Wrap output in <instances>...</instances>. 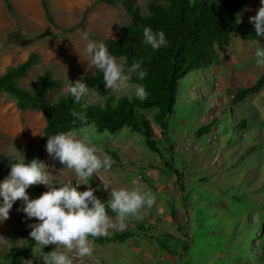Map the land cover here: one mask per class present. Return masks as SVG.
Wrapping results in <instances>:
<instances>
[{
    "label": "rangeland",
    "instance_id": "1",
    "mask_svg": "<svg viewBox=\"0 0 264 264\" xmlns=\"http://www.w3.org/2000/svg\"><path fill=\"white\" fill-rule=\"evenodd\" d=\"M9 1L13 17L0 0V74L23 62L30 52L38 53L39 64L19 81L26 88L33 86L43 68L68 82L91 75L94 68H88L87 57L81 52V33L87 31L101 42L114 38L117 28L128 22L119 5L97 0H46L56 28L46 22L39 0ZM136 3L144 9L143 0ZM259 7V0L247 2L239 21L249 20ZM78 25L80 29L62 33L64 28ZM257 46L264 47V36L247 41L232 35L228 47H216L221 65L193 71L182 79L169 117L170 152L152 121L159 154L149 152L142 137L128 128L115 134L98 133L92 125L72 130L76 138L95 146L101 158L104 154L111 158L112 168L93 174L95 196L107 202L111 190L126 188L151 191L155 202L129 216L123 228H111L103 236L130 232L133 236L122 243L98 244L89 239L92 254L86 257L61 245H48L49 252H63L73 264H264V87L244 101L232 103L234 91L253 84L262 72L264 65L255 64ZM115 60L122 65L120 59ZM104 89L115 98L136 97L134 89ZM65 90L66 86L61 93ZM102 102L99 94L87 92L86 104ZM152 113L145 111L148 119ZM241 119L245 128L239 127ZM44 124L39 110L20 112L12 99L1 94L0 156H14L15 150L23 156L33 152L49 166V187L68 184L79 191L91 187L71 170L62 171L63 166L47 155L45 144H40ZM208 124L211 130L198 137V129ZM231 127H236L235 133ZM250 148L254 150L247 154ZM171 158L182 172L183 193L163 164V159ZM6 176L0 167V180ZM41 188L37 192L30 185L26 193L34 199L48 191L47 186ZM16 202L22 206L20 200ZM18 207L13 203L8 218L0 221V255L12 245H20L31 231L28 225L36 222L17 211ZM108 215L116 223L115 213ZM133 221L141 223L145 233ZM180 226L182 232L177 229ZM156 239L167 249L159 247ZM183 243L188 244L186 251H181ZM35 252L40 255L39 247Z\"/></svg>",
    "mask_w": 264,
    "mask_h": 264
},
{
    "label": "trees",
    "instance_id": "2",
    "mask_svg": "<svg viewBox=\"0 0 264 264\" xmlns=\"http://www.w3.org/2000/svg\"><path fill=\"white\" fill-rule=\"evenodd\" d=\"M143 1L144 9L136 3V0H97L98 3L108 6L119 5L127 15L128 22L117 28L115 37L103 39L101 42L107 46L109 53L115 59L122 61L125 69L130 67L134 60L141 63L147 75L143 80H138L133 73L130 76V82L144 87L147 92L145 99L115 98L104 89L102 74L95 69L91 75L81 80L87 85L89 93L100 95L103 100L102 104H86L87 93L78 103H74L67 93V81L54 77L51 70L47 68L42 69L40 77L31 88L23 87L19 85V81L26 78L30 70L40 62V56L36 52H30L23 62L5 68L0 74V95L4 94L12 99L16 109L20 112L39 110L41 113L45 124L40 144H45L47 137L55 133L71 132L90 125L98 133L108 132L110 134H115L122 128H128L130 132L142 137L149 152L159 154L153 135L152 121L156 124L159 135L167 144L170 152L172 143L168 136L169 117L177 102L182 79L193 71L221 65L216 47H228L232 35H238L247 41L259 38L255 36L249 20L239 21L245 4L253 0ZM1 2L7 13L13 17L10 1L1 0ZM39 2L46 22L57 28L47 1L39 0ZM145 26L153 31H163L168 41L167 47L153 51L150 46L144 44L142 29ZM80 28L81 25L64 28L62 33H72ZM89 37L93 39L92 36L89 35ZM64 86L66 90L61 93ZM263 87L264 66L253 84L234 91L232 103L244 101L248 96L257 94ZM72 111L83 112L87 117L86 124H81L79 121L74 122V118L70 115ZM145 111H153L150 119L147 118ZM238 124L240 128L246 126L244 119H241ZM209 130H211V124L200 127L196 135L203 137ZM235 130L236 127H231V132L235 133ZM253 150V148L248 149L247 154ZM108 153L116 157L114 153ZM13 157L10 154L0 156V167L7 174ZM23 157L25 162L36 159L33 152L26 153ZM163 164L174 176L180 193H183L185 186L182 172L173 166L172 158L169 161L163 159ZM112 167L113 165L110 168ZM86 181L95 189L93 175ZM31 187L41 192V185H31ZM14 204L22 207L16 201ZM106 211L112 214L107 207ZM133 223L137 229L142 230L143 228L144 233L147 230L141 223L137 221ZM177 229L183 231L181 226ZM28 233L29 231L26 232L20 245H12L5 255H0V264H23V261L28 259L32 260V264H44V257L49 253V246H45L42 250L39 248L40 255L37 256L35 242ZM132 236L130 232L124 231L112 237L98 236L88 237V239L98 244L122 243ZM144 236L147 235L144 234ZM156 242L163 250L167 249L160 240L156 239ZM187 247L188 244L183 243L181 251H186Z\"/></svg>",
    "mask_w": 264,
    "mask_h": 264
},
{
    "label": "clouds",
    "instance_id": "3",
    "mask_svg": "<svg viewBox=\"0 0 264 264\" xmlns=\"http://www.w3.org/2000/svg\"><path fill=\"white\" fill-rule=\"evenodd\" d=\"M260 7L254 16L249 18L255 36H264V0H259ZM83 44L81 52L87 57L88 68H94L102 74L106 89L129 91L140 100L147 96V92L140 84L130 83L131 74L138 80H143L147 71L139 61H133L125 69L116 63L109 53L107 46L89 37V33L80 35ZM142 42L153 51L167 47L168 41L163 31H153L150 27H143ZM255 64L264 65V47L257 46L254 52ZM88 92L83 80L73 83L67 81V93L74 103ZM75 121L86 124L87 117L83 112H70ZM45 151L53 160L71 170L82 181L88 180L100 169L111 167V158L104 154L103 158L97 154L95 146H90L83 139L76 138L72 132H58L47 137ZM7 176L0 180V221L8 218L9 210L15 201L20 200L22 207L17 211L26 218H35L36 222L29 224L28 235L41 250L48 245H61L68 251L75 249V255L86 257L92 254L88 237H98L107 234L114 227L123 228L129 216L136 215L142 208H151L155 196L151 191L128 190L119 188L111 190L107 202L101 201L93 193L96 189L86 187L79 191L78 187L68 184L59 187H49L50 177L48 165L35 158L25 162L22 154L15 150ZM30 185H44L48 191L39 197L30 199L26 189ZM107 209L115 213V221L108 215ZM32 264V260L23 261ZM44 264H73L72 258L63 252L51 251L46 254Z\"/></svg>",
    "mask_w": 264,
    "mask_h": 264
}]
</instances>
